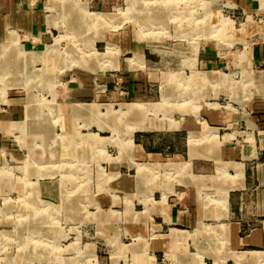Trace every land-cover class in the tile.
Listing matches in <instances>:
<instances>
[{
  "label": "rangeland",
  "instance_id": "1",
  "mask_svg": "<svg viewBox=\"0 0 264 264\" xmlns=\"http://www.w3.org/2000/svg\"><path fill=\"white\" fill-rule=\"evenodd\" d=\"M137 1L117 0L116 3L111 2L107 9L97 10L88 0H47L46 15H50L54 25L49 28L52 39L43 49L37 50L42 46L34 47L14 31H10L9 40L0 44V104L6 101L9 89L19 88L27 96L29 119L34 118L35 112H41L47 116L52 127H59L60 115L55 99V88L61 84L59 79L68 74L73 76L76 83L79 76H88L93 80L95 90L104 92L102 77L107 71L120 69L118 47L112 40L117 31L131 28L135 33L134 39L138 38V47L132 57L126 59L128 69L144 67V46L156 61L144 67L149 73L152 88L151 103L135 98L129 100L132 103L118 105V109H114L113 104H77L81 108L75 105L76 111L86 109L96 114H99V108L105 109L100 113L104 121H90L88 124L78 121L75 132L77 144H91L97 157L101 161H108L109 158L104 156L105 146L114 144L127 151L132 147L134 132L151 129L145 120L166 124L168 130H176L183 121H192L194 118L202 130L188 133L187 146L191 155L198 146H202L205 154L211 156L223 144L238 137L253 146L254 125L248 113H251L250 105L258 99L260 93L264 96V66L252 62L247 57L246 49L248 45L264 39V0H250L248 9L235 6L232 0H149L146 3L148 7L152 6L153 1L154 4L161 1L152 10L156 20L159 19L154 24L151 21H140L147 12L133 9ZM94 14L102 15L107 22L91 24L88 16ZM160 16H164L163 19ZM11 36L16 38V43L6 50L11 43ZM109 45L115 52L111 63L105 64ZM85 51L94 55L88 59L83 56ZM69 52L75 53L68 56ZM80 55L82 59L90 61L88 64L92 68L86 69L79 65L84 62ZM200 58L211 60L212 67L198 68ZM137 105L142 106L140 112L136 109L121 116V108ZM205 108L233 112L250 131L231 130L219 134L218 129L200 120V113ZM130 118L136 120L128 123ZM119 124L126 128V138L121 142L118 141L116 130ZM93 125L100 132H109L102 134L109 137L82 132ZM66 136H55L52 145L42 141L45 154L42 159L35 160L28 155L21 162L5 161L0 167V264H96L93 248L86 245L89 242L95 243L93 246L100 257V264H137L139 258L132 256L131 247L140 243L149 248V241L159 238L155 234L156 227L151 228L149 239L140 236L131 238L123 232L119 224L121 219L115 221L117 213L99 209L93 196L102 191L110 179L106 174L109 173L108 169L96 165V162L79 164L61 159L55 152V144H66ZM189 159L193 158L189 156ZM134 166L136 174L145 173L154 182L161 184L154 189L157 191L169 190L168 187L174 184L194 185L199 204L205 209L211 204L216 207L217 220L226 217V183L240 182L239 175L243 171V165L239 162L216 163L215 174L212 176L192 174L189 162L168 166L135 163ZM211 170L209 163L206 168H202V171ZM230 170L234 174H229ZM31 171L34 172L35 180L31 179ZM192 172L196 173L195 169ZM46 177L58 178L61 185L66 183L68 193L62 190L58 201L40 198L37 183ZM198 178L205 182L204 186L197 187L194 181ZM14 180L25 184V193L11 192L10 186ZM182 185H176L175 191L184 190L185 186ZM170 192L162 194L161 202L156 201L160 195H155L156 200L151 195L139 198L138 202L144 210L132 217H129L132 202L124 199L123 218L151 220L153 212L149 213L147 207L165 203ZM252 201L255 202L254 197H247V217L255 209ZM261 213L264 214V211ZM102 219L105 220L103 223ZM216 225L214 230L219 235L227 232L226 224ZM172 234L178 236L180 233L172 231ZM199 239L200 243L195 244L196 253L193 249L187 250L191 252L187 253L191 258H187L189 261L185 264H226L228 260L231 261L227 264H239L231 258L226 259L229 249L227 237L218 236L216 245L207 242L205 236ZM148 248L140 260L144 259L145 264H163L162 254L148 258ZM198 249L206 252L204 256L194 257ZM213 251L219 253V257H212L210 254ZM233 251L245 255L249 253ZM184 257L183 260L186 259ZM166 258L172 261L171 264H183L167 253ZM259 263L264 264V259H260Z\"/></svg>",
  "mask_w": 264,
  "mask_h": 264
},
{
  "label": "crops",
  "instance_id": "2",
  "mask_svg": "<svg viewBox=\"0 0 264 264\" xmlns=\"http://www.w3.org/2000/svg\"><path fill=\"white\" fill-rule=\"evenodd\" d=\"M232 1L237 7L249 8L250 0ZM88 2H91L97 10H105L111 2L116 3L117 0H88ZM47 4V0H0V44L9 40L10 31H14L34 47L42 46L37 50L43 49L52 39V31L50 32L49 28L54 25L50 21V15H46ZM134 34L133 29L125 28L117 31L113 40L111 39L118 47L120 69L107 71L108 73L102 77L104 92H97L93 80L88 76H79L76 83L73 76L68 74L61 80L59 79L61 84L55 88V99L60 115L59 127H52L47 116L41 112H35L34 118L29 119L25 91L23 92L19 88L9 89L6 101L0 104V167L5 161L21 162L28 155L35 160L42 159L45 154L41 142L52 145L55 136L66 134V144L62 142L55 144V152L61 159L79 164L96 162V165L108 169L109 173L106 174L110 179L106 182L103 190L93 196V201L99 209L104 212L114 211L115 214L117 213L115 221L121 219L119 224L122 226L123 232L130 237L140 236L149 239L151 228L156 227L155 234L159 238L153 242L149 241V248H145L140 243L131 247L132 256L139 258L137 264H145L144 259L140 260V257L143 258L147 248L148 258H155L156 255L162 254L163 264H171L172 261L166 258L167 253V255L176 258L179 263L185 264L191 258V255H187L191 252L187 250L193 249L196 253L195 244L200 243V236L207 237L205 240L213 242L214 245L219 241L218 236L227 237L229 249L226 259L231 258L239 264H260V259H264L262 256L264 252V219H262L264 214L261 213L264 211V96L262 93L256 101L251 103L249 108L251 113H248L254 125L252 129L253 146L242 137H238L234 141L223 144L211 156L205 154L202 146H198L195 153L191 155L187 146L188 133L202 130V126L194 118L192 121H183L180 128L176 130H168L166 124L145 120L151 129L134 132L132 147L127 151L114 144L105 146L104 156L109 158L108 161H101L91 144H77L75 132L78 121L87 124L90 121H104L101 119L100 113H103L105 109L99 108V114H96L86 109L76 111L75 105L113 104L115 106L113 108L118 109V105L132 103L129 100L135 98L151 103L152 88L149 84V73L144 70V67L156 61L152 58L153 54L144 46L142 49L144 67L136 70L128 69L126 59L132 57L134 50L138 47V38L134 39ZM246 52L252 62L264 66V39L261 42L248 45ZM212 64L211 60L200 58L197 67L208 69L212 67ZM135 120L130 118L127 121L133 123ZM200 120L204 121L207 126L218 129L219 134L231 130L250 131L241 122L239 116L235 117V114L228 110L205 108L200 113ZM116 130H118V141L121 142L126 138V128L119 124ZM82 132L97 133L99 136L109 133L98 131L96 125L89 129H83ZM189 156L193 159L190 160ZM184 162H189L192 171L195 169L196 173L190 170L192 174L205 176L215 174V164L218 162L242 163L243 171L239 175L240 182L237 184L228 182L225 185L227 209L224 219H216L218 212L214 205H208L205 209L199 204L194 185L174 184L168 187L169 190L157 191L154 189L161 184L154 182L153 178L145 173L136 174L134 166L135 163L167 164L168 166L172 163L181 164ZM207 163L212 170L202 171V168H206ZM229 174L234 173L230 170ZM30 176L32 180H35L34 172L31 171ZM194 183L198 184L197 187L205 185V182L199 178ZM22 184L20 181L14 180L10 186L11 192L25 193L26 186L24 183ZM176 185L185 186L184 190L175 191ZM62 190H65V193L69 191L66 186L61 187L58 178L46 177L38 180L37 192L43 200H60ZM168 191L171 192L165 203L160 206L147 207L149 213L153 212L151 220L146 218L125 220L123 218L124 199H130L132 202L129 212V217H132L133 214L144 210L143 205L138 202L139 198L151 195L156 200L155 195H160L156 201L161 202L162 194ZM249 196L255 199V202L252 201V204H255V209L249 214L250 217H247L246 200ZM103 221L105 220L102 219L101 222L103 223ZM218 223L227 225L226 233L223 231L224 233L219 235L214 230ZM172 231H177L180 234L175 236ZM162 237L164 238L162 239ZM93 244L95 243L89 242L86 245H91L96 256V264H100V257L96 254ZM233 250L248 251L249 253L245 255ZM204 253L206 252L198 249V253L194 257L204 256ZM210 255L214 258L219 257V253L215 254L214 251ZM183 256L186 257V261L183 260ZM230 261L228 260L226 264Z\"/></svg>",
  "mask_w": 264,
  "mask_h": 264
},
{
  "label": "bare ground",
  "instance_id": "3",
  "mask_svg": "<svg viewBox=\"0 0 264 264\" xmlns=\"http://www.w3.org/2000/svg\"><path fill=\"white\" fill-rule=\"evenodd\" d=\"M138 3L136 4V6L135 7H133V9L134 10H141V11H145V12H147V15H143L144 17H141L143 20H140L142 23L143 22H146V21H151V24L153 23H155V21H158L159 19H157L156 20V18H155V15L152 13V10L153 9H156L155 8V6L156 5H158V3L160 2L161 3V1H159V2H155V3H157V4H154V1L152 2L153 4H152V6H150V7H148L147 5H146V3L147 2H149V0H139V1H137ZM161 6V4H159V7ZM148 7V8H147ZM49 8H52V6H49ZM144 12V13H145ZM166 16V15H165ZM163 17L164 16H160V19H163ZM193 18V17H192ZM88 19H90L89 21L91 22V24H101V23H105V22H107V20L105 19V17H103L102 15H100V14H94V15H89L88 16ZM80 38V37H79ZM15 43H16V38L14 37V36H11V43L7 46V49L6 50H9V47H11L12 45H15ZM109 48L107 49V54H106V56H105V60H104V63L105 64H107V63H111V61H112V57H113V54H114V52H115V49L114 48H112L110 45L108 46ZM5 50V51H6ZM50 50V52H53L54 50L53 49H48V51ZM47 51V52H48ZM86 53H83L84 55V57H88V59H90L91 57L90 56H92V55H94L92 52H90V51H85ZM75 52H69L67 55L68 56H72L73 54H74ZM77 54V53H76ZM81 57V59H82V55H80ZM17 57V56H16ZM45 57V56H44ZM137 57L138 58H141V57H139L138 55H137ZM82 60H84V59H82ZM138 61V60H137ZM88 62H90L89 60L87 61V60H84V62L81 64H79L81 67H83V68H92V67H90L89 66V64H88ZM52 63V62H51ZM2 64V63H1ZM132 64V63H131ZM2 67V66H1ZM13 67V66H12ZM11 73V72H10ZM44 73V72H43ZM46 79V78H45ZM70 99V98H69ZM57 106V105H56ZM76 107L77 108H81V106H77L76 105ZM142 106L141 105H137L136 107H132V108H121V111H120V113H121V116H124V115H126V114H128V113H130V112H134V111H137L136 109H138L139 110V112L141 111V108ZM67 178H69V176L67 177ZM63 188L66 186L67 187V185H66V183H64V184H62L61 185ZM68 188V187H67ZM1 247V246H0Z\"/></svg>",
  "mask_w": 264,
  "mask_h": 264
}]
</instances>
